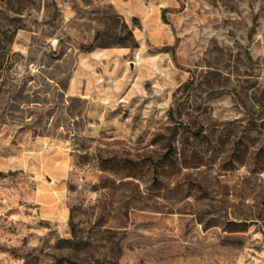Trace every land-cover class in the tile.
I'll return each mask as SVG.
<instances>
[{"label":"rangeland","instance_id":"rangeland-1","mask_svg":"<svg viewBox=\"0 0 264 264\" xmlns=\"http://www.w3.org/2000/svg\"><path fill=\"white\" fill-rule=\"evenodd\" d=\"M156 1H0V264H264V0Z\"/></svg>","mask_w":264,"mask_h":264},{"label":"crops","instance_id":"crops-1","mask_svg":"<svg viewBox=\"0 0 264 264\" xmlns=\"http://www.w3.org/2000/svg\"><path fill=\"white\" fill-rule=\"evenodd\" d=\"M111 1L119 6V8L121 9L124 15H132V12H131L132 6L137 4V6L139 7L140 1L142 0H111ZM143 8L144 7H142L141 9ZM162 8H164V5L161 3V1L151 0V10H152L151 20H154L155 22L160 23L158 25L159 33L162 37L166 38V37H169V34L165 33V30H166L165 24L161 21V20H164Z\"/></svg>","mask_w":264,"mask_h":264},{"label":"trees","instance_id":"trees-1","mask_svg":"<svg viewBox=\"0 0 264 264\" xmlns=\"http://www.w3.org/2000/svg\"><path fill=\"white\" fill-rule=\"evenodd\" d=\"M3 1V0H0ZM3 10L0 8V13H2ZM15 12H18V10H15ZM165 12L166 9L163 10V19L166 20L165 18ZM4 34H7V31L3 32ZM12 35H6V37H10V39H12L14 37V33H11ZM91 48H93V46H91ZM9 49L5 46L1 45V41H0V91H2V88L5 86L6 82L4 80V77L6 75L7 72V63L9 62ZM169 154L172 155L175 151V147L170 144V150H169ZM231 225H234L233 228H229L230 231H241V228H238L239 225H242V223L240 222H230Z\"/></svg>","mask_w":264,"mask_h":264}]
</instances>
